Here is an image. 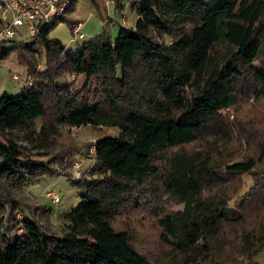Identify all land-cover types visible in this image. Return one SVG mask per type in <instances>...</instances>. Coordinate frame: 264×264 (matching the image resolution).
Returning <instances> with one entry per match:
<instances>
[{
    "label": "trees",
    "instance_id": "1",
    "mask_svg": "<svg viewBox=\"0 0 264 264\" xmlns=\"http://www.w3.org/2000/svg\"><path fill=\"white\" fill-rule=\"evenodd\" d=\"M77 2L0 47L31 81L0 98V264H259L264 0H112L136 11L134 28L72 49L50 33H73ZM86 126L120 132L80 153V176L74 154L39 160L18 140L55 148ZM56 176L82 192L59 234L11 191Z\"/></svg>",
    "mask_w": 264,
    "mask_h": 264
},
{
    "label": "rangeland",
    "instance_id": "2",
    "mask_svg": "<svg viewBox=\"0 0 264 264\" xmlns=\"http://www.w3.org/2000/svg\"><path fill=\"white\" fill-rule=\"evenodd\" d=\"M104 3L105 7L98 11L89 0H78L74 11L67 14L69 19L82 23L81 33L86 37V41L103 33L104 30L114 40L119 35L121 26L133 27L136 22L137 14L129 6L128 8L132 12L121 15L116 11L115 5L111 0H104ZM21 32L24 37H19L17 41L30 37L25 29ZM50 36L59 38L68 48L76 49L78 47L77 43L72 41L74 35L65 22L59 23L51 31ZM79 42L82 43L84 41ZM256 66L258 67L257 64ZM43 67V62L40 61V68L43 69ZM15 75L21 79L19 81L15 80ZM26 77L27 70L19 64L17 52H13L8 59L0 61V98L5 91L12 95L19 94L25 86L23 79H26ZM253 105L257 111L264 114V103ZM261 130L264 133V122L261 124ZM119 132L118 128L108 127L66 128L56 147L47 149H39L36 144L28 143L24 140L22 133H18L20 134L18 140L28 149V154L36 159L50 161L57 153L66 151L68 154H74L73 157L81 161L85 157L80 153L91 151L92 143L105 136H117ZM52 166L55 169L58 168L55 164ZM11 191L14 198L23 204L32 208L40 207L41 209L37 211L40 223L48 233L56 234L61 233L65 229V214L79 206L82 193L64 176L41 177L30 181L20 189L12 187ZM50 191H55L60 196L61 202L59 204L53 203L52 199L48 197V192ZM256 260L259 264H264V251L257 256Z\"/></svg>",
    "mask_w": 264,
    "mask_h": 264
},
{
    "label": "built area",
    "instance_id": "3",
    "mask_svg": "<svg viewBox=\"0 0 264 264\" xmlns=\"http://www.w3.org/2000/svg\"><path fill=\"white\" fill-rule=\"evenodd\" d=\"M71 0H0V47L3 44L23 38L22 30L32 37L38 32L41 24H51L65 15ZM82 23L79 22L73 31L74 39L82 40L85 36L81 33ZM14 79L19 81L17 75ZM28 85L31 81L23 79ZM94 149V148H93ZM84 161L77 160L74 164V174L80 176ZM48 197L53 203L61 202L60 196L55 191L48 192Z\"/></svg>",
    "mask_w": 264,
    "mask_h": 264
},
{
    "label": "crops",
    "instance_id": "4",
    "mask_svg": "<svg viewBox=\"0 0 264 264\" xmlns=\"http://www.w3.org/2000/svg\"><path fill=\"white\" fill-rule=\"evenodd\" d=\"M111 2H112V0H111ZM113 3V2H112ZM114 4V3H113ZM130 7V6H129ZM131 8V7H130ZM132 9V8H131ZM128 10H130L129 8H128V6H125V8L123 9V11H121V12H118L119 14H121V15H126L128 12H132L131 10L130 11H128ZM134 12H136L134 9H132ZM137 14V13H136ZM137 19H138V15H137V17H136V21H137ZM135 24H136V22H135ZM135 24H134V26H135ZM134 26L133 27H128V28H134Z\"/></svg>",
    "mask_w": 264,
    "mask_h": 264
}]
</instances>
